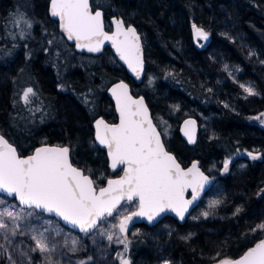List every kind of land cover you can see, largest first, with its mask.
Instances as JSON below:
<instances>
[{"label": "trees", "instance_id": "trees-1", "mask_svg": "<svg viewBox=\"0 0 264 264\" xmlns=\"http://www.w3.org/2000/svg\"><path fill=\"white\" fill-rule=\"evenodd\" d=\"M48 1L0 0V134L19 155L41 144L68 146L72 162L99 187L119 172L108 169L95 145L92 122L116 120L106 90L124 80L143 96L159 129L171 123L165 145L176 159L185 165L198 158L217 177L183 224L166 216L153 227L133 228L127 251L118 246L123 257L129 264H216L261 242L264 127L253 115L264 111V0H91L106 20L116 16L137 28L145 59L139 85L109 49L97 56L75 52L49 17ZM20 18L32 26H17ZM193 24L210 36L202 47L193 43ZM29 87L35 95L25 104ZM186 116L198 123L208 117L214 136L204 141L200 131L196 146H186L178 134ZM226 160L228 171L219 173ZM39 257L33 251L31 264H41Z\"/></svg>", "mask_w": 264, "mask_h": 264}, {"label": "snow or ice", "instance_id": "snow-or-ice-1", "mask_svg": "<svg viewBox=\"0 0 264 264\" xmlns=\"http://www.w3.org/2000/svg\"><path fill=\"white\" fill-rule=\"evenodd\" d=\"M50 14L59 19L60 29L68 40L76 42L77 48L100 52L104 42L110 41L120 59L137 78L140 77L143 60L140 38L134 27L125 28L122 20H113L116 31L112 34L105 32L102 13L95 11L93 14L89 0H51ZM21 22L29 28L32 26L29 20L23 18L16 20L17 26ZM192 28L197 39H208V33L201 27L193 24ZM244 91L248 95L256 94L251 87H244ZM111 92L120 122L108 124L103 119L97 120L96 140L106 147L111 168L115 171L122 166L123 176L109 179L107 187L99 188L97 193L93 179L71 163L68 147H40L34 154L23 158L0 135V193L14 196L21 206L54 213L67 224L79 227L82 232L96 227L103 217L112 216L121 201H138L137 211L120 213L118 227L123 238L117 237V242L123 244L127 251L128 224L133 216L146 217L151 222L161 213L171 211L183 220L189 205L208 183V177L199 170L196 163L187 170L181 168L175 157L165 150L160 133L153 125L143 100H133L126 84H117ZM34 95L33 88H27L23 93L25 104L30 103V96ZM185 134L189 143H193L194 135L188 132ZM248 155L252 159L258 158L251 152ZM228 164L226 160L225 172L228 171ZM189 188L192 199L186 200L184 194ZM218 203L213 201L210 206ZM0 205H4L3 199H0ZM15 207L8 205L0 210V229L8 228L3 217L13 222L21 219L20 212L9 210ZM260 227L264 229V225ZM12 234L15 235V227ZM32 238L36 240V248L40 252L50 251L43 239L35 236ZM107 239L112 241L113 235L109 234ZM72 245L75 251L76 241H72ZM121 264H129V261L121 259ZM218 264H264V241L249 249L239 259L225 258L219 260Z\"/></svg>", "mask_w": 264, "mask_h": 264}, {"label": "rangeland", "instance_id": "rangeland-1", "mask_svg": "<svg viewBox=\"0 0 264 264\" xmlns=\"http://www.w3.org/2000/svg\"><path fill=\"white\" fill-rule=\"evenodd\" d=\"M191 33L196 47L204 46L210 38L208 34L207 40L197 39L194 36L193 28ZM262 114L264 111L253 115V117L254 122L264 127V115ZM199 121L203 140L208 141L215 134L210 120L203 116ZM171 129V123L168 121H165L159 129L165 144L171 139ZM251 153L259 156L257 152ZM211 165L213 168H217L218 163ZM218 170L219 173L225 172L223 167ZM0 199L4 200V205H0V210L5 206L15 205L14 209L9 208V210L20 212L21 215V219L15 222L3 217L8 228L0 229V264H31L33 249L38 252L41 264H121V259L127 260L123 257L122 249L118 248L120 243L117 242V237H121L118 231V222L121 212L127 214L135 208V201L130 204L122 203L113 216L103 218L90 234H85L72 232L48 216H37L33 209H23L14 200L1 195ZM21 209H23L22 212ZM14 227L15 235L12 234ZM41 233H43V237H41ZM109 234L113 235L112 241L107 239ZM33 236L43 239L50 251L40 252L36 248V240L32 238ZM72 241H76L75 251L72 250ZM28 245L32 247L31 254L28 252Z\"/></svg>", "mask_w": 264, "mask_h": 264}, {"label": "water", "instance_id": "water-1", "mask_svg": "<svg viewBox=\"0 0 264 264\" xmlns=\"http://www.w3.org/2000/svg\"><path fill=\"white\" fill-rule=\"evenodd\" d=\"M90 1L89 0V5H90ZM50 8H51V0L48 1V7H47V10H48V15L49 17L52 19V20H55L57 22V26H58V29L59 31L61 32L62 36L64 37V39L66 40L67 43L71 44L73 46V49L75 52L77 53H80V54H86V55H93V56H97V55H100L105 49H109V51L111 52V54L113 55L115 61L120 64L126 71V73L128 74V76L134 81L135 84L139 85L142 81H143V78H144V75H145V59H144V48H143V41H142V38L137 30V28L133 25V24H126L123 19L119 18V17H116V16H110L107 20L105 19L104 17V12L101 10V9H95V10H92L93 14L95 13V11H100L102 13V19L104 21V30L105 32H108L109 34H112L113 32L116 31V26L114 23H112L113 20H122L124 22V26L125 28L131 26V27H134L136 29V33L137 35L139 36L140 38V47H141V54H142V60H143V71L141 72V75L139 78L136 77V75L128 68L127 64L124 63V61H122L120 59V57L117 55L116 53V50L115 48L112 47V44L110 41H105L103 46H102V49L100 52H88L87 49H79L76 47V42L74 40H68L66 34L60 29V26H59V19L57 17H53L51 16L50 14ZM90 8H91V5H90ZM108 25V29H107V26ZM124 83L127 85L128 87V94L132 97L133 100H140L142 99L143 102H144V105L147 107L148 109V114H149V117L151 118L152 120V123L153 125L156 127V130L158 133H160V138H161V141L163 142L164 144V147H165V150L168 151L171 155H173L175 157V155L169 151L164 143V140L162 138V135H161V132L159 130V128L157 127V125L155 124L154 120H153V117L151 115V112L145 102V99L143 98L142 95H133L131 93V90H130V86L124 81V80H118V81H115L113 82L112 84H110L106 90V94L107 96L110 98L112 104H113V108H114V112L116 114V122L115 123H109V122H106L101 116H98L96 117L93 122H92V128H93V138L95 140V145L104 150L105 152V155H106V158H107V166H108V169L114 171L112 168H111V160L108 156V153H107V149L106 147H104L103 145H100L99 141L96 140V121L97 120H100V119H103L105 121V123H108V124H119L120 122V117H119V112L117 111V108H116V101H115V98L112 96V92H111V89L116 86L117 84L119 83ZM187 121H194L195 123L194 124H186ZM186 132H188L189 134H192L194 135V142L193 143H189V140H188V136L185 134ZM199 132H200V127H199V123H198V120L193 117V116H186L184 117L180 122H179V125H178V134H179V137L180 139L185 143L186 146L192 148L194 146H196L197 144V141H198V138H199ZM2 135V134H0ZM5 138V137H4ZM6 139V138H5ZM7 140V139H6ZM8 141V140H7ZM9 142V141H8ZM9 144H11L9 142ZM12 145V144H11ZM13 146V145H12ZM56 146H64V147H68L66 145H63V144H41V145H38L31 153L27 154V155H20L21 157L23 158H26L27 156L29 155H32L34 154L35 150L37 148H40V147H56ZM14 147V146H13ZM69 148V147H68ZM18 153V152H17ZM19 155V154H18ZM69 158H70V161L71 163L73 164L74 167H77L79 169H81L83 171L82 168L78 167L76 164H74L71 160V157H70V153H69ZM176 159V157H175ZM176 161L181 165V168L187 170L188 168H190L192 166L193 163H196L197 164V167L199 168V170L205 175L208 177V183L204 185V188H203V191L200 192L199 196L189 205L188 207V211L185 213L184 215V219L181 220L180 217H178L174 212H171V211H166V212H163L161 213L159 216H157L154 220H152L151 222L148 221V219L146 217H138V216H133L132 220L129 222L128 224V231H127V236L128 234L130 233V231L132 230V228L134 226H137V225H140V224H143L145 226H148V227H153L155 226L160 220H162L164 217L168 216V217H171V218H174L179 224H183L184 221L187 219V217L192 213V211L198 206V204L200 203L201 199L203 198V196L205 195V193L207 191L210 190V188L213 186V184L216 182V175H211V174H207L206 172L203 171L202 167H201V162L198 158H194V159H191L190 161H188L185 165H183L181 162H179L177 159ZM122 166L121 167H118L115 171L116 172H119V174L117 176H114V177H108L106 178V180L99 186V187H96L95 184H94V187H96L97 189V193L99 192V188L101 187H107V181L109 179H119L121 176H123V171L121 170ZM84 172V171H83ZM85 175H88L90 178L91 176L87 173L84 172ZM92 179V178H91ZM94 181V180H93ZM1 196L5 197V198H8V199H11V200H14L21 208L23 209H29L25 206H21L19 204V201L17 199L14 198V196H8L7 193H0ZM184 197L186 200H191L192 199V191L191 189L189 188L185 194H184ZM127 203V204H130L129 202H127L126 200L124 201H121L120 205L122 203ZM134 202V201H133ZM136 202V206L135 208L128 212V213H131V212H134V211H137L138 210V201H135ZM119 205V206H120ZM118 206V207H119ZM33 209L34 211H36L37 213H40L42 215H45V216H48V217H52L53 219H55L56 221H58L63 227H65L66 229L72 231V232H75V233H85V234H90L96 227L90 229L88 232H82L79 227H74L70 224H67L65 221H63L61 218L57 217L54 213H47V212H44L43 210H40V209H35V208H31ZM115 213V212H114ZM113 213V214H114ZM127 213V214H128ZM106 218H109L111 216H105ZM104 218V217H103ZM102 218V219H103ZM101 219V220H102ZM99 220L97 222V225L99 224V222L101 221ZM119 224V222H118ZM96 225V226H97ZM118 231H119V227H118ZM120 233V231H119ZM120 236L123 238V236L121 235L120 233ZM264 241V240H262ZM260 243V242H259ZM256 246V245H255ZM253 246V247H255ZM252 247V248H253ZM251 249V248H250ZM249 250V249H248ZM248 250H246L245 252H243L241 255H239L238 257H236L235 259H232V260H236V259H239L240 257H242ZM218 264V263H216Z\"/></svg>", "mask_w": 264, "mask_h": 264}, {"label": "flooded vegetation", "instance_id": "flooded-vegetation-1", "mask_svg": "<svg viewBox=\"0 0 264 264\" xmlns=\"http://www.w3.org/2000/svg\"><path fill=\"white\" fill-rule=\"evenodd\" d=\"M106 121V120H105ZM106 122H108V121H106ZM116 122V120L115 121H109V123H115ZM48 144V143H47ZM51 144H58V143H51ZM251 158V157H250ZM215 175V174H214ZM114 215V214H113ZM138 226V225H137ZM136 226H134L133 228H135ZM132 228V229H133Z\"/></svg>", "mask_w": 264, "mask_h": 264}]
</instances>
